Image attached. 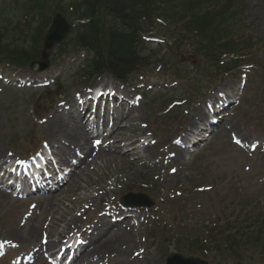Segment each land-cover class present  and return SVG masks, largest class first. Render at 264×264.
<instances>
[{"label": "rangeland", "instance_id": "1", "mask_svg": "<svg viewBox=\"0 0 264 264\" xmlns=\"http://www.w3.org/2000/svg\"><path fill=\"white\" fill-rule=\"evenodd\" d=\"M2 1L5 0H0V3ZM185 1L186 0H167V4H165L164 8H162L163 13L160 15L164 18L163 23L165 27L162 25H158L157 30L159 31V33H154L158 38L157 40L160 41L151 42L147 46L146 50L151 55L153 60H157L156 62L158 63L161 62L162 65L166 67V70L168 68H172V65H169V63H176L181 72H184L188 76H191L193 82H196V84L200 83V86L202 88L203 86L207 85V81L204 79V76H206V78L209 77L211 72L224 73L226 69L224 65L218 64L219 59L214 53V50L211 49V46L213 47L218 41H220L221 36L225 34V29L229 30L228 33H230L231 37H238L235 34V31H233L234 29L231 27V24L232 22H234L235 26L239 25V23L236 22L237 20H239V22L243 21V26H245L244 29L250 32L251 36H253V39L252 41L237 39L238 41L232 43L233 48L237 46L240 48L241 45L244 44L249 45V47H252L254 45L253 47H255L256 52L254 51L253 56L259 61L260 69L256 67L257 70L256 73L253 74L254 76L252 77V79H254L255 82L257 80L259 82H256V84L252 85L250 88L251 92L245 95L244 105L240 110H238L240 113L237 111L238 114L236 113V115L234 116V120L231 122V125L233 127V130L236 131L235 134L239 135L241 138L245 137L249 140L260 137L264 139V0H234L233 2L237 3V5H235V8H230L227 6L224 7L225 5L223 3L219 7H224L220 12L231 9L235 16L233 17V20H229L227 19L225 12L224 15L226 16V19L222 24H218V22L214 20L217 18V6L211 5L210 0H208L207 4L204 5V12L199 17V19L197 18L195 22L200 23V26L197 27L199 32H212L210 33V35L212 36V38H214V40L209 39L208 44L203 43L205 45L201 46H199V44L197 45L196 43H191L188 39L187 31L194 35L193 32L195 30L192 32L191 21H187V23L185 24L183 23V20H185L187 15V13L184 14V12H186L187 10V8L184 7ZM18 2L22 7V10L19 12L21 14H24L23 17L19 16V18L18 14L13 13V10L11 9V7H13L12 4L11 7L10 4L7 6H5L4 4L0 5V61L9 60L12 62L13 60L14 62L17 61L27 67L31 61L39 59V55H42L44 51V47L42 45L44 43L43 38H45L46 31L48 29L47 27L45 28L46 23L42 25V21L44 20L41 18V14H44L45 19H48L51 16L52 10L56 11L58 7L53 6V4L55 3L54 0H47L48 7H43L46 6L47 3L43 4L42 0H18ZM162 2H164V0H161L160 4ZM199 4L201 5V3ZM36 5L38 6L40 12L37 9ZM51 7H53V9H51ZM208 14L211 16H209ZM25 19L30 20L31 23L28 24ZM38 26L44 27L42 28V34H38L37 32H35L36 30H40ZM168 30H170L169 33ZM21 34L26 35L27 37L21 39L22 41H18L20 43H23V46H25L23 54L25 58L20 57L21 55L19 54L16 46V39L21 38ZM154 34H152V36H154ZM189 38L192 37L189 36ZM189 43L192 44V47L189 46ZM71 49L72 46L69 47L68 51H71ZM197 50H200L202 54H206V56H201L202 59L201 61L199 60V64V61L193 63L194 60L192 59H199L197 56H195ZM57 51L53 52L49 49V54L47 56L50 59L55 60L59 57V53ZM55 54H57L58 56ZM69 55L73 56V52H70ZM47 58L45 60H47ZM81 59L82 57L80 54V57L77 56L76 61L70 64L68 68L65 63L60 65L57 70L66 68V71L62 75H59L60 79L55 84H53V86H50L49 89L38 88L37 90H15L10 87L6 89V91L0 93L1 153L4 152L6 148H11L16 152H20L24 147H26L27 142H30V140H41V138L44 137V128H48L49 125H51L53 122L55 123V119L54 117L51 118V121H49L46 126L40 125L36 127V123L31 120V109L35 111V114L46 115L47 112H49L48 110L50 109L52 102L56 99L55 96H53V93L58 94L62 92V90L58 92V88L56 87L61 86L64 87V89L66 87L69 89L73 84L81 80L82 76L78 74L79 69L82 67H79L78 65ZM197 64L198 67L196 68L195 65ZM175 69L179 71L177 68ZM175 96L176 95L174 93H170V91L165 92L163 90L157 89L147 93V100L153 101V103L151 104L157 109L156 111H154V113H158V103H169L172 99L175 98ZM148 108H151V105H149ZM133 122H137V120H134ZM142 123L140 126H136V124H133L130 127L128 125L130 127L129 128L127 126L128 133L129 129H131L135 133L137 131H145ZM165 124L169 128L173 127L172 122L170 121H166ZM55 130L56 128L52 129L53 132H56ZM165 130L166 127H161V136L165 134ZM49 131H51V129L48 130L47 133H49ZM51 136H58L59 140L68 141V143L70 144L69 148L71 149V147H73L71 145V143L74 142L73 139L68 140L69 138H67L66 135L63 134L61 136L58 134H51ZM53 139H55V141L58 140L57 138ZM213 141L214 142L210 144L212 147L209 150H204L202 154V157H208V159L203 164L204 170L198 168L197 166H193V170H191L187 174H185L184 172H178L169 180H165L164 183V187L179 188L181 186L182 188H184L185 186L187 187V190H189V186L194 185L193 183L201 182V184L203 185L204 183H210L212 184L211 190H209V192H205V194H199V196H201V198L205 200V203H202L201 207L199 208L196 201L194 200L195 203L190 202V204H185L186 206H184V204L182 203H178V206L173 209L169 207L168 203H164L163 214L168 213L171 209L172 212H174V216H177L179 215L178 213L180 210L184 211L190 206L189 209H192L194 213L201 212V214H199V218L204 217L203 219H206L209 213L216 214V210H219L220 213H217L218 217L224 222H228L227 227L222 229V231L227 234L230 233L232 237L229 242L231 244H236V242L234 241H236L239 235V229H236L239 227V225L242 224V220L240 218H237V212H230V207L231 204L235 206L240 205L246 208L247 212L249 211L248 215H250V213L252 212H254L255 214L254 217L251 218L252 221L254 220V222L249 221V224L243 225L244 229L248 230L249 232L255 231V233H257L255 234V237L264 242V233L260 234L262 229L261 222H264V191H261L258 194L256 192L253 193L252 191L253 189H255L254 186L259 182V179L254 180V173L257 178L264 177V170H262V168L264 167V157L256 158L255 156L250 157L246 154L247 156L242 158L241 155L236 153V150L234 149L235 147L231 146L228 143L229 136L226 132H221L217 139L215 138V140ZM224 141L226 146L223 145ZM219 142H222V145ZM218 143L221 146H219ZM215 145L219 146L218 151L215 153L216 155L212 153V150H215ZM103 159L104 161L106 160V163L104 162L103 167L101 166L99 168H95V170H92L91 166H88L85 171H80V173L82 174L78 175L75 180H72L67 188L61 192L60 196L54 199L51 206L53 209L50 210V213L48 214V220L46 222L48 223L49 221V228L45 227L47 225L46 223L44 224V226L38 227L37 231H35L33 234V237L35 236V241L32 242V244L38 241L39 236L45 230L49 234V236L54 237L58 232L59 234H64L68 231H72L79 222L78 218L80 217L77 214H79L81 211L83 212L84 210V206L81 202L87 201V197H89V201L96 202L97 193H104V189L108 193V186L110 185V183H108L109 181L113 182L114 179L117 181L118 179H121L120 176H126V186H128L129 183L135 182L139 187L140 183H142L143 180H148V175L150 180L151 174L153 173L149 172L148 168L141 163L143 168H145L143 169L140 164L134 162L131 157L125 158L124 160H118L122 159L118 155L113 159L112 157H108L107 159L98 158L93 161V166H95V164H98V162L99 165H102ZM220 162L221 165H228L231 171L229 169L223 170V168L219 167L218 164ZM206 164L210 166L207 168L210 171H208L207 169L205 170ZM247 165L250 166V170L247 171L249 173L251 172L249 177L253 179L245 181L241 176H239L240 173L238 172V169H241L243 168V166ZM118 170L122 171L118 174V176L116 174H113ZM258 174H260V176H258ZM129 175L132 176V180L128 178ZM110 176L112 177L107 180V178H109ZM172 179L178 180V182L173 181ZM94 182L96 184H101H98L96 187L94 186L95 184H93ZM156 185L157 183L155 182V184L152 185V188H154ZM237 187L240 188V190H237ZM130 188L135 189L136 187L130 185ZM154 191L156 192V194L158 193V191ZM172 192L169 194H172ZM112 193L119 194L117 190L113 191ZM237 193L239 199L233 198V195H236ZM230 195H232L231 200L229 199ZM256 196H262L263 199H255ZM165 197L166 196H162L161 198L165 199ZM175 200L176 199H173L171 202L173 203V201ZM208 203L212 208H209ZM23 209L24 206L19 205V202H16L14 199L7 198L4 195L0 194V238L5 237L11 240L20 238L21 230L18 229L17 217L18 213L22 212ZM85 212L86 211H84V213ZM227 214H229V216L227 220H224L223 217L227 216ZM44 216L46 217L45 212ZM174 216L171 218H174ZM45 217L41 218L40 220L44 222V220L46 219ZM218 222V226L220 228L223 225H226L222 221ZM231 226H234V229L232 231L230 230ZM154 235L155 232L151 233L150 237L153 238ZM137 236V239L140 240V242L134 240L135 243H132V247L128 249L129 252L125 251L124 249L119 253L113 247H111V250L113 251L112 253L116 252L115 255L117 258H119L120 255L119 261L115 264H126L124 259H127L128 256H124H126L125 254L130 255L132 250L142 252V254H140L142 259H140L139 261L133 260L134 264H164L167 250L171 251L172 249L170 248L171 244L158 245V251L156 249L155 243L149 240L151 239L150 237L141 240L138 234ZM123 245L126 246L127 244L123 242ZM258 248L260 249L259 252L264 250V247ZM102 251L105 253H110V251L107 250V247L103 248ZM220 257L221 258L219 262H216V264H230L231 262H233L232 257L228 258L226 255ZM245 260V263L247 262V264H264L263 261H260L258 255L254 256L252 252L250 253V257L246 258Z\"/></svg>", "mask_w": 264, "mask_h": 264}, {"label": "trees", "instance_id": "2", "mask_svg": "<svg viewBox=\"0 0 264 264\" xmlns=\"http://www.w3.org/2000/svg\"><path fill=\"white\" fill-rule=\"evenodd\" d=\"M57 1L66 3L71 14L64 12L78 22L74 27L76 35L73 42L83 48L92 49L95 54V59L87 62V72L92 74L104 65H112L117 69L126 65L124 68H130L141 59L137 46L142 41L138 31L144 28L146 22L149 24L153 20L151 17H154L161 0ZM42 2L46 4L47 0ZM41 18L44 25L48 19H45L44 14H41ZM39 28L35 32L42 34L44 27ZM255 241L256 247H264L263 241L257 238Z\"/></svg>", "mask_w": 264, "mask_h": 264}, {"label": "bare ground", "instance_id": "3", "mask_svg": "<svg viewBox=\"0 0 264 264\" xmlns=\"http://www.w3.org/2000/svg\"><path fill=\"white\" fill-rule=\"evenodd\" d=\"M264 9V8H263ZM56 123H57V129H61L62 128V126H64L65 127V129H67V130H71V132L73 133H77L78 135H79V141H81V136H82V133H78V130H76L75 128H73V129H71L70 127V125L65 121V120H63L62 118L60 119V120H58V121H56ZM56 123H55V125H56ZM115 148H117L116 147V145H115ZM122 155H128V150L126 151V152H124V153H122ZM128 178H131L132 179V176L131 175H129V177ZM95 183V182H94ZM93 183V184H94ZM50 207V210L51 209H53L51 206H49ZM57 219V218H56ZM59 230V229H58ZM35 231H37V228L35 227V226H31V227H29V231H28V233L30 234L29 235V237H33V234H34V232ZM100 236V235H99ZM121 238H123V239H125V240H123V242H125V243H127V248H130V247H132L131 245H132V243H133V238H131V236L127 233V232H120V233H115V235H114V237H110L107 241H109V242H106L104 245H103V247H108V248H110V247H114L115 248V250H117V252H121V250H119V249H117V245H118V241H115L116 239H121ZM131 238V239H130ZM102 247V246H101ZM122 257V256H121ZM119 258H120V255H119ZM125 263L126 264H133V263H129V261H126L125 260Z\"/></svg>", "mask_w": 264, "mask_h": 264}, {"label": "water", "instance_id": "4", "mask_svg": "<svg viewBox=\"0 0 264 264\" xmlns=\"http://www.w3.org/2000/svg\"><path fill=\"white\" fill-rule=\"evenodd\" d=\"M54 25L47 32V36L45 38L44 45L46 48L53 46V44L58 43V41L62 40L66 36V32L68 30L67 25L64 24L59 16L54 19ZM186 262V261H183Z\"/></svg>", "mask_w": 264, "mask_h": 264}, {"label": "snow or ice", "instance_id": "5", "mask_svg": "<svg viewBox=\"0 0 264 264\" xmlns=\"http://www.w3.org/2000/svg\"><path fill=\"white\" fill-rule=\"evenodd\" d=\"M236 143H237V144H239V143H240V141H239V140H236ZM173 171H175V169H173Z\"/></svg>", "mask_w": 264, "mask_h": 264}]
</instances>
